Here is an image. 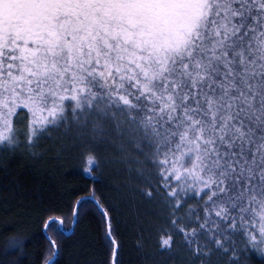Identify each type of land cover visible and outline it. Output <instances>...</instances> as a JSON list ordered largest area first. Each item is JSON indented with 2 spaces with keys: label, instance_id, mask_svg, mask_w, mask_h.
Wrapping results in <instances>:
<instances>
[{
  "label": "trees",
  "instance_id": "trees-1",
  "mask_svg": "<svg viewBox=\"0 0 264 264\" xmlns=\"http://www.w3.org/2000/svg\"><path fill=\"white\" fill-rule=\"evenodd\" d=\"M73 1L0 4V92L26 95L0 141V264H264V7L208 0L158 50L164 13ZM64 16L88 27L42 30Z\"/></svg>",
  "mask_w": 264,
  "mask_h": 264
},
{
  "label": "rangeland",
  "instance_id": "rangeland-1",
  "mask_svg": "<svg viewBox=\"0 0 264 264\" xmlns=\"http://www.w3.org/2000/svg\"><path fill=\"white\" fill-rule=\"evenodd\" d=\"M3 0H0V4ZM6 1V6L8 7V9L12 10L13 5H16L18 7H20V5H24V9L27 11H30V9L28 7H32V8H36L37 12H40V14H42V16H47L49 15L52 11L57 10V12L59 11V4H61V2L64 0H5ZM35 1V3L38 5L36 6H32L30 4V2ZM128 1V0H127ZM137 4H139L142 9L143 6H146L149 14H153L156 13L161 14L164 13L163 19L164 22L163 24H159V29L157 28V31H159L158 33L160 34L159 41H158V50H161L163 47H173V46H177L179 47V49L183 46V44H185V40H184V36L185 31L189 30L190 28L194 29L195 28V24L197 23V20L199 19V17L201 16L200 14L202 13V10L204 8V5L207 3L208 0H134ZM211 1V0H210ZM257 1L259 8H263L264 7V0H255ZM108 2L111 3V5L113 6V2L114 4V8L117 9L118 4H123L124 2H126V0H100V1H95V2H87L82 0L80 2V0H74L72 3V10L70 12V16L75 15V17H80L78 16L79 10L76 9L77 5L79 3V5L81 6H88V10L86 11V13L88 12V16H97L103 12L104 6H106L108 4ZM74 4V6H73ZM102 5V6H101ZM126 6V5H125ZM136 9V8H134ZM32 10V9H31ZM7 11L3 8H0V16L4 15ZM37 14V13H36ZM67 16V15H66ZM66 16H64L63 19L61 20H49L48 18H44L47 21H50L51 23H43V27L42 30L46 31L47 33H54V36H56L57 38H59V33H65L67 30H69V28L71 30H76L77 32H83L85 28H87L88 26L86 25L85 22L82 21H78L76 24H66ZM254 19H257L258 15H254ZM59 16H57L58 18ZM75 18H73L74 20ZM72 20V21H73ZM65 23V24H64ZM147 25H150L147 23ZM158 25V24H157ZM75 26V27H74ZM140 27V25H136V33H139L140 31L137 30ZM2 30H0V34L2 32H4L7 28L1 27ZM13 30H9V31H5L7 33H3L2 35H8L11 36L12 34V38L14 37V33L12 32ZM10 32V33H9ZM41 34L40 37L38 38L40 40V48H42V44L44 45V38L49 36L48 34ZM55 33H57L55 35ZM184 33V36H183ZM10 34V35H9ZM10 41V40H8ZM19 41V45L18 47V51L19 50H26L28 49V51L33 48H36L38 46V44H31V42H27L25 41V39H21L19 37L18 39ZM46 42V41H45ZM52 43V42H51ZM53 45V44H52ZM48 47V46H47ZM33 51V50H32ZM33 54V55H32ZM32 54H30L31 56H33L30 59V62H32L33 64H41V62H48V63H52V57L49 59L46 54H38L37 51L32 52ZM54 62L57 60H53ZM164 62V61H163ZM163 62H160V64H162ZM151 64V63H150ZM164 65V64H163ZM165 66V65H164ZM244 71H251V69L249 67L243 69ZM242 70V71H243ZM166 72L164 70V72H162L160 74V77L163 79H166ZM106 80L109 81V77L106 76ZM107 81V82H108ZM14 88H15V92H18L20 90L17 89V84L16 82H11L10 86L6 89H4L3 91L0 92V141L5 137H8L7 135L10 134L12 131H14L13 128V114L14 111H12L11 109V100L15 99V96H19L18 98H20L19 100H24L26 99V95L23 94L22 92H18V94H13L14 93ZM168 89V88H167ZM25 95V96H24ZM27 96L29 97V95L27 94ZM167 97H165L166 99ZM172 98V97H171ZM172 100V99H171ZM173 101V100H172ZM13 108V107H12ZM248 132V131H247ZM227 173H225L226 175ZM234 178L236 179H232V190L236 191V190H240V188H238V183L239 180L237 179L238 177L235 175V173H233ZM253 182V181H252ZM220 186L222 187V181H219ZM246 190H255L253 187H246ZM257 189V188H256Z\"/></svg>",
  "mask_w": 264,
  "mask_h": 264
}]
</instances>
